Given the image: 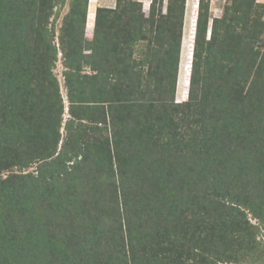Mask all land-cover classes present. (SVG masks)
<instances>
[{"label":"trees","instance_id":"16d2710c","mask_svg":"<svg viewBox=\"0 0 264 264\" xmlns=\"http://www.w3.org/2000/svg\"><path fill=\"white\" fill-rule=\"evenodd\" d=\"M94 4L0 0V264H243L264 230V5L233 0L208 32L198 0L175 103L186 0Z\"/></svg>","mask_w":264,"mask_h":264},{"label":"rangeland","instance_id":"374dc122","mask_svg":"<svg viewBox=\"0 0 264 264\" xmlns=\"http://www.w3.org/2000/svg\"><path fill=\"white\" fill-rule=\"evenodd\" d=\"M141 3L142 5V11L145 16L148 15V10H149V5L151 0H136ZM233 0H209V25H208V32L211 26V18H221L223 10L226 6H229L232 3ZM236 1H243V0H236ZM89 2V0H88ZM95 6H101V7H114L115 0H95ZM197 2L198 0H186L185 4V13H184V19H183V27H182V39H181V44H180V51H179V59H178V70H177V75H176V83H175V94L173 96L174 102L175 103H182L186 101L187 95H188V88H189V76H190V70H191V60H192V47H193V38H194V23H195V18H196V12H197ZM257 4H263L264 5V0H255ZM258 17L264 22V9H258ZM88 11V9H87ZM66 12V8L62 12L61 15H63ZM90 17V16H89ZM253 15L250 16V20H252ZM232 20V19H231ZM93 22H94V15L90 17L88 20V26L91 25L93 27ZM58 24V23H57ZM233 26H235L233 24ZM222 27V26H221ZM220 27V28H221ZM219 28V31L221 30L222 32H225L224 27L221 29ZM89 32L91 31L88 30ZM208 37V33H207ZM145 52L142 51L141 55H144ZM148 60V59H147ZM147 60L145 62H147ZM62 65L60 62H57L55 69H54V74L59 82L60 85V91L62 95H64V90H63V80H62ZM64 99V98H63ZM65 100V99H64ZM64 120L67 118V115L64 114L63 116ZM63 126L60 130V133L62 137H64V132H63ZM36 169V164L32 165L29 169L23 170V173H29V172H34ZM19 170L17 168H13L10 172L2 173V176L7 175L9 173H14V174H19ZM112 182L111 179L109 178H104V184L102 185V192L105 194L104 199L108 195L107 189H108V184ZM264 201V192L261 195L260 199ZM245 216V217H244ZM247 226H256V221H254L251 218V215L243 210V228ZM246 238H250V235L248 234V231L243 230V240L245 241ZM254 244L252 245H246L243 243V255L247 256L243 258V264H249V255L248 252H251L254 250L256 247V251L260 253H264V230L260 229L259 234L254 237L253 239ZM185 252V256L183 257V263L184 264H226L223 261L222 255L220 257L219 263H215V261L210 258L206 263L202 260V254L198 253H193L189 248ZM235 254H238L234 251ZM258 264V263H254ZM261 264V263H260Z\"/></svg>","mask_w":264,"mask_h":264},{"label":"crops","instance_id":"0c3cea01","mask_svg":"<svg viewBox=\"0 0 264 264\" xmlns=\"http://www.w3.org/2000/svg\"><path fill=\"white\" fill-rule=\"evenodd\" d=\"M92 1H95V0H92ZM95 9H96V6L94 5V6H93V10H92V11H93V14H95ZM87 13H88V11H87ZM86 19H87V18H86ZM93 23H94V22H93Z\"/></svg>","mask_w":264,"mask_h":264},{"label":"bare ground","instance_id":"6f19581e","mask_svg":"<svg viewBox=\"0 0 264 264\" xmlns=\"http://www.w3.org/2000/svg\"><path fill=\"white\" fill-rule=\"evenodd\" d=\"M91 2H94V1H92V0H90Z\"/></svg>","mask_w":264,"mask_h":264}]
</instances>
